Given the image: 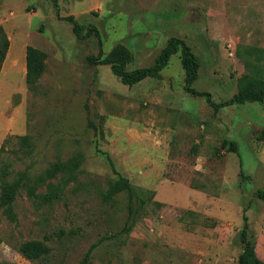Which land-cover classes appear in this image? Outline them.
<instances>
[{"label":"rangeland","instance_id":"374dc122","mask_svg":"<svg viewBox=\"0 0 264 264\" xmlns=\"http://www.w3.org/2000/svg\"><path fill=\"white\" fill-rule=\"evenodd\" d=\"M59 6L62 17L95 26L102 42L79 39L51 0H0V27L11 43L0 64V165H12L14 180L23 171L36 179L54 163L68 164L52 180L63 187L60 199L33 201L23 190L16 221L0 208V264H84L92 245L88 264H238L245 216L264 261V103L215 112L206 98L184 90L180 53L161 79L134 86L110 66L88 62L122 44L134 56L128 71L150 67L171 38H180L201 61L193 87L228 101L243 75L264 79V0H59ZM28 46L46 55L35 88L26 82ZM224 141L236 142L238 152L223 148ZM120 176L138 188L131 203L127 193L103 198ZM33 240L51 253L26 259L20 247Z\"/></svg>","mask_w":264,"mask_h":264},{"label":"trees","instance_id":"16d2710c","mask_svg":"<svg viewBox=\"0 0 264 264\" xmlns=\"http://www.w3.org/2000/svg\"><path fill=\"white\" fill-rule=\"evenodd\" d=\"M57 13L59 20L66 21L73 26V32L79 39L98 38L102 42L101 35L95 26L89 25L87 28L81 25L75 16L62 17L60 12L59 0H51ZM87 33L85 34V31ZM0 37L2 43L0 44V64H3L7 53L10 49L11 43L8 34L0 27ZM180 53L181 63L185 72L184 90L193 96L206 98V102L212 106L215 112L223 108L245 105L252 103H264V79L255 74H245L237 81L238 93L230 100L217 103L213 100L212 95L208 92H201L196 90L193 85L198 80L199 69L201 61L194 54L191 47L185 40L180 38H171L167 46L162 50L161 54L156 58L155 63L146 68H139L128 71L127 66L134 60L133 53L124 45L119 44L111 50L108 55H104L100 51L97 57H88V62L101 66H110L113 73L127 86H134L142 81L155 78H162V71L168 67V64L173 55ZM46 55L38 49L28 46L26 49V82L31 88L37 86L38 81L43 77L46 71ZM264 140V131L260 138ZM24 144H29L30 137H20ZM223 148L229 146L231 151L238 152V144L236 142L224 141ZM4 148L0 150L2 155ZM112 168L114 163L109 159ZM68 164L54 163L43 175L37 176L36 179L32 175L23 171L18 174L16 179L10 180L13 173L12 165L10 163H2L0 165V208L3 209L5 215L11 220L16 221L15 202L17 197L23 190H26L28 197L35 200H43L46 203H53L62 197L63 187L55 185L52 180L58 178L59 174L68 172ZM79 163H75L69 176H75L74 171L78 169ZM64 181V180H63ZM68 181H64L66 185ZM46 188V193H39L40 189ZM138 188L132 185L128 178L120 176L118 179L109 182L107 190L103 193V198L106 201H111L115 197L123 193H127L130 203L136 197ZM264 197V194H260ZM141 206L146 204L145 199L141 200ZM132 208V207H131ZM133 209V208H132ZM244 227L240 233V241L243 245V251L239 256L238 264H264V261L259 258L256 247L248 238L249 224L247 217H244ZM97 245H92L86 254L84 264H88L93 251ZM20 253L29 261L36 262L46 258L51 253L50 246L43 241H28L21 245Z\"/></svg>","mask_w":264,"mask_h":264},{"label":"crops","instance_id":"0c3cea01","mask_svg":"<svg viewBox=\"0 0 264 264\" xmlns=\"http://www.w3.org/2000/svg\"><path fill=\"white\" fill-rule=\"evenodd\" d=\"M235 1H242V0H235ZM186 4H187V6H194V5H197V6H195V7H198V5H199L198 3H194V2H191V3H190V2H187ZM196 11H197V10H196ZM4 28H5V30H6V26H4ZM217 36H218V35H217Z\"/></svg>","mask_w":264,"mask_h":264}]
</instances>
